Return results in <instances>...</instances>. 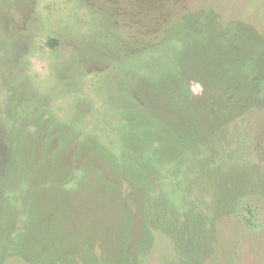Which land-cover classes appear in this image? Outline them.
Returning <instances> with one entry per match:
<instances>
[{"label":"rangeland","instance_id":"374dc122","mask_svg":"<svg viewBox=\"0 0 264 264\" xmlns=\"http://www.w3.org/2000/svg\"><path fill=\"white\" fill-rule=\"evenodd\" d=\"M206 35L253 81L208 136L153 85ZM0 264H264V0H0Z\"/></svg>","mask_w":264,"mask_h":264},{"label":"trees","instance_id":"16d2710c","mask_svg":"<svg viewBox=\"0 0 264 264\" xmlns=\"http://www.w3.org/2000/svg\"><path fill=\"white\" fill-rule=\"evenodd\" d=\"M203 14L204 13H197L195 16H192V18L194 21H197L203 18ZM185 19H187V16L182 18V20ZM181 27H184V25H180L179 23H174L171 27L168 26L165 30L166 34L162 38H159L156 43H146L143 40L138 42L136 45L138 52L136 53L131 51V48L133 47L131 42L124 44L123 49L120 47L123 50V52H120L126 54L127 57L136 54L141 56V54H144L150 48L157 49L163 46L168 40L172 39V37L169 36L177 32L178 29L181 30ZM213 33L216 37L217 31H213ZM206 40L207 42L209 40L207 39V35L197 36L196 38H193V40L190 39L187 46L188 50L186 49L184 51L185 56L183 57L185 58L181 63L184 66V70L181 74L165 73L157 82L154 81L153 85L159 90L160 94L165 92L167 96L163 93V96L161 97L173 102L180 111H185L190 117H203L205 123L209 126L206 135L208 136L213 130H215L213 129V126L217 125L216 129L220 128V126H225L237 117L248 112L251 100L248 90L253 81H251L250 78L244 77L241 65L240 67L236 66V57L228 59L217 52L211 62L209 60L205 63L206 65L203 66L205 67L204 71L201 68L196 67V58L198 59L197 62H203L207 57V50L205 49L207 44ZM195 54L196 56L194 57ZM190 60L195 64L196 72L203 71L204 74H206L203 77V80L205 78V81L207 82L204 81V83H202L204 84V94L201 98L194 96L190 91V88H188V85L187 90L189 94H178V91H175L182 88L184 84H186V80H189L188 73H194L193 69H188L191 64ZM242 68H244V65H242ZM152 82L153 81L151 80L149 84ZM139 90V98L144 101V104L141 105L138 110L146 109L147 111L152 112L156 103L154 102L150 104L148 100V90L144 88H140ZM168 95L170 97H168ZM125 99L128 100L126 97ZM154 100L155 99H153V101Z\"/></svg>","mask_w":264,"mask_h":264}]
</instances>
